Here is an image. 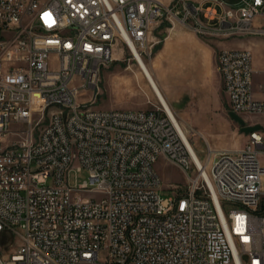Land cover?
I'll list each match as a JSON object with an SVG mask.
<instances>
[{"label":"built area","instance_id":"obj_1","mask_svg":"<svg viewBox=\"0 0 264 264\" xmlns=\"http://www.w3.org/2000/svg\"><path fill=\"white\" fill-rule=\"evenodd\" d=\"M172 19L202 37H264V0H0V264H264V121L199 164L159 97L93 106L118 43L143 56ZM218 69L229 112L264 115L252 52L221 49ZM160 157L187 174L184 192L161 196Z\"/></svg>","mask_w":264,"mask_h":264},{"label":"rangeland","instance_id":"obj_2","mask_svg":"<svg viewBox=\"0 0 264 264\" xmlns=\"http://www.w3.org/2000/svg\"><path fill=\"white\" fill-rule=\"evenodd\" d=\"M163 1L167 6L173 7L179 0ZM217 1L223 2L227 7L237 8L241 5L243 0ZM187 2L200 5L202 2L206 1L187 0ZM179 8L182 9L181 3L177 6V9ZM218 8L220 10V7ZM163 17H166V12ZM204 39L215 49L213 77L216 80L213 91L208 97V103L205 109L206 112H204L205 116H203L204 118H179L175 114L176 119L182 126L190 143L196 149L199 158L203 162L208 159L209 144L212 148L226 147L230 145L231 141L235 142V139H232V132H237L240 136L243 134L240 131V126L228 115L227 97L219 90L221 86V77L218 69V55L223 47V43L226 42L227 46L231 49H238L241 48L239 47V42H248V45L251 47L250 51L252 52L256 69L254 78L255 92L259 93L261 91L260 85L264 87V37L245 36L231 39L205 37ZM164 43L165 37L158 36L157 39L149 43L146 53L142 56L152 73L155 60H159V51L162 49ZM142 73L143 71L139 63L135 60L132 52L120 41L115 47L114 62L103 67L100 71L96 85L98 93L97 102L93 106L100 110L135 109L134 104L140 102L142 99L144 102L147 100L145 91L150 93V88L147 86L146 80L141 77ZM131 92L133 94H131ZM91 94L93 95V93H83L79 98V102H86ZM261 98H264V95H262ZM246 121L247 123L264 121V115L249 117L246 118ZM209 131L215 135L213 138L209 136ZM244 145V143H241L238 149L243 148ZM212 151V158H214L215 151ZM261 152L260 157L264 165V150H261ZM155 170L162 182L161 196L163 198H170L173 196L175 194L173 189L174 191L176 190V192H184L187 189V174L179 166L166 158L160 157L158 159L155 164ZM190 175L194 176L195 174L194 172H190ZM88 180L89 173L86 170L73 172L70 176V181L73 185L81 184ZM101 258L104 259V254H101Z\"/></svg>","mask_w":264,"mask_h":264},{"label":"crops","instance_id":"obj_3","mask_svg":"<svg viewBox=\"0 0 264 264\" xmlns=\"http://www.w3.org/2000/svg\"><path fill=\"white\" fill-rule=\"evenodd\" d=\"M205 1L212 2V0ZM158 36L165 37V43L159 51V60H155L153 75L170 108L179 118H204L208 97L216 81L213 77L215 49L206 42L205 37L177 19H172V22L165 21L155 28L149 36L150 42ZM238 44L241 47L238 49L250 50L251 48L246 41ZM222 45L221 49H231L226 42ZM141 77L146 80L150 93L145 91L147 100L144 102L142 99L137 102L134 108L150 110L159 104V98L143 73ZM220 77L219 90L226 95L221 74ZM208 134L212 138L215 136L211 131ZM231 135L235 142L231 141L229 146L212 148L209 144V148L215 151L214 157L221 151L236 150L241 143L246 144L248 141L244 133L240 136L237 132H232Z\"/></svg>","mask_w":264,"mask_h":264},{"label":"bare ground","instance_id":"obj_4","mask_svg":"<svg viewBox=\"0 0 264 264\" xmlns=\"http://www.w3.org/2000/svg\"><path fill=\"white\" fill-rule=\"evenodd\" d=\"M166 10H158V17H163L164 14H165ZM133 54H134V58L135 60L139 63L145 77L147 78V80L149 81L150 80V84H152V88L153 90L155 91L156 93V96H158L162 101L163 103L165 104V106H167V108L170 110V112L172 113L175 121L177 122L178 124V127L180 129V131L182 132L184 138L186 139V141L188 142L190 148L192 149V152L194 154V156L196 157V160L198 161L199 164H202L201 160L199 159L198 155L196 154L192 144L190 143L186 133L184 132L182 126L180 125V123L178 122V120L176 119V116L175 114L173 113L172 109L170 108L167 100L165 99L162 91H161V88L159 87L158 83L156 82L155 78H154V75L152 73V71L150 70V68L148 67V65L146 64V62L144 61L143 57L141 56V54L139 53V51L135 48V46L133 45ZM148 76V77H147ZM149 78V79H148Z\"/></svg>","mask_w":264,"mask_h":264},{"label":"water","instance_id":"obj_5","mask_svg":"<svg viewBox=\"0 0 264 264\" xmlns=\"http://www.w3.org/2000/svg\"><path fill=\"white\" fill-rule=\"evenodd\" d=\"M229 116L233 121H235L240 126V131L246 135H249L251 132H254V131L262 130V126L248 125L247 121L243 117L239 116L238 114L234 112H229Z\"/></svg>","mask_w":264,"mask_h":264}]
</instances>
